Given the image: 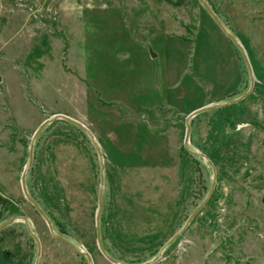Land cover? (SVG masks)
I'll return each mask as SVG.
<instances>
[{"label": "rangeland", "instance_id": "1", "mask_svg": "<svg viewBox=\"0 0 264 264\" xmlns=\"http://www.w3.org/2000/svg\"><path fill=\"white\" fill-rule=\"evenodd\" d=\"M205 1L252 75L199 0H0V264H90L25 172L92 264L101 189L117 264H264V0ZM58 114L103 170L61 119L29 167Z\"/></svg>", "mask_w": 264, "mask_h": 264}, {"label": "water", "instance_id": "2", "mask_svg": "<svg viewBox=\"0 0 264 264\" xmlns=\"http://www.w3.org/2000/svg\"><path fill=\"white\" fill-rule=\"evenodd\" d=\"M201 3H202V6L205 7V9L209 12V14L212 16V18L215 20V22L219 25V27L225 32V34L231 39V41L235 44V46H237V48H239L245 62H246V65L248 67V72L252 75V72H251V65H250V62H249V59L247 58V55L245 53V50L243 49L242 45L237 41V39L235 38L234 35H232L231 33H229L227 31V29L225 28V26L223 25V23L221 22V20L219 19V17L216 15V13L212 10V8L209 6V4L205 1V0H199ZM153 54V53H152ZM253 86H254V79L252 77V83H251V88L250 90L245 93L243 96L235 99V100H232L230 101L229 103L227 104H221L220 105H217V106H209V107H203V108H200L198 110H195L194 112L190 113L187 117V134H186V140H188L189 138V133H190V124H189V120H191L193 117H195L196 115H198L199 113L203 112V111H207L211 108H214V107H224V106H227V105H230V104H234V103H238L240 102L241 100H243L244 98H246L252 91L253 89ZM57 119H61V120H64L72 125H75L77 126L78 128H80L81 130H83L84 132H87V134L91 137V139L93 140V143L97 149V152L99 154V157H100V162H101V166H102V170H103V155L101 153V150L99 148V146L97 145L96 141H95V138H94V135L92 134V132L86 128V126L84 124H82L81 122H79L78 120H75V119H72L71 117H68L66 115H62V114H58V115H55L53 116L52 118H48L46 119L45 121H43V123L38 127V129L35 131L34 133V136L32 138V143H31V146H30V161L29 162V167L31 166L32 164V160H33V151H34V141L36 140V138L38 137V135L49 125L51 124L52 122H54L55 120ZM186 149L194 154V155H199V156H202L205 158V155L204 154H200V153H196V152H193L191 151L187 145H185ZM212 165V168H213V164L211 163ZM214 169V168H213ZM26 174L27 172H25L23 175H22V178H21V184H22V189H23V192H24V195L25 197L29 200V202L32 203V205L36 208V210L42 215V217L47 221L48 223V226L51 230V233L56 237L58 238L59 240L61 241H65L66 244H68L69 246H71L74 250H76L77 252H80L82 254H85L86 257L88 258L90 264H92V258H91V255L90 253H86V252H83V251H80L77 247H75L70 241H68V239H66L65 237H62L58 234H56L54 228L53 227V224L51 222V220L48 218V216L45 214V212L43 211V209L39 206V204L37 202H35V200L30 196L29 194V191L27 188V185H26ZM101 180H102V185H103V173L101 175ZM213 181V184H212V187H211V190L208 194V196L206 197V199L198 206V209H196L193 214L190 216V218L188 219V221L186 222V225L184 226V228L179 232L177 233L175 236H173V238L169 241L168 244H170L174 239H176L179 235H181L185 230L186 228L188 227V225L190 224V222L192 221V219L200 212V210L206 205V203L208 202V200L210 199L211 197V194L214 190V187L216 185V175L214 176V180ZM102 189L100 191V196H99V212H98V216H97V239L98 240V245H99V249L101 251V253L106 256V258L113 262L114 264H117V261L114 260L108 253H106L107 251L105 250L104 246H103V243H102V234H101V225H100V215H101V205H102ZM263 202H264V198H263ZM18 219V218H17ZM19 219H22L25 221V223L27 224V227H28V231L29 233L31 234V236L34 238V240L36 241L37 243V246H38V259H39V256L41 255V241L40 239L38 238V236L35 234V232L33 231V229L31 228V226L29 225L28 223V220L27 218L25 217H20ZM16 222V219H13V220H10L9 222L3 224L2 226H0V231H2L4 228H6L7 226H10L12 224H14ZM158 258L154 259L153 261H150L146 264H154L155 261H157ZM38 264V262L36 263Z\"/></svg>", "mask_w": 264, "mask_h": 264}, {"label": "trees", "instance_id": "3", "mask_svg": "<svg viewBox=\"0 0 264 264\" xmlns=\"http://www.w3.org/2000/svg\"><path fill=\"white\" fill-rule=\"evenodd\" d=\"M176 5H179V3L178 4H176ZM75 126V125H74Z\"/></svg>", "mask_w": 264, "mask_h": 264}]
</instances>
